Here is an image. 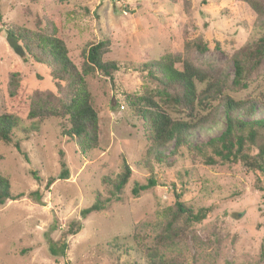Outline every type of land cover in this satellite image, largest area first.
I'll use <instances>...</instances> for the list:
<instances>
[{
	"label": "rangeland",
	"instance_id": "rangeland-1",
	"mask_svg": "<svg viewBox=\"0 0 264 264\" xmlns=\"http://www.w3.org/2000/svg\"><path fill=\"white\" fill-rule=\"evenodd\" d=\"M49 19L59 25L76 63L86 44L110 39L107 60L121 67L114 82L99 74L87 78L102 126L101 148L87 155L63 136L59 120L42 123L36 133L27 119L32 94L53 90L54 84L45 66L34 63L24 50V55L15 52L7 30L35 29L38 20ZM255 21L251 11L234 0H192L189 14L181 3L168 0H78L65 5L51 0H0V116L15 114L30 130L28 141L18 131L16 140L31 161L27 164L14 145L0 142V174L10 179L14 195H25L0 207V264H133L137 260L144 264L140 246L151 244L160 213L174 204L172 185L195 211L215 209L211 218L194 227L184 244L167 252L169 257L180 256L189 264H264L260 261L264 192L255 189L256 177L241 166H207L185 150L173 155V142L165 152L168 165L154 162L157 187L133 196L134 185L145 184L149 177L142 166L149 145L142 118L126 102V95L142 96L148 86L137 71L142 64L158 61L168 52H182L198 39L207 43L208 51L193 53L196 64L220 68L232 81L234 54L259 37ZM15 74L22 87L13 99ZM231 95L238 100L263 97L264 61L254 83ZM219 107L208 127L191 134L193 147L225 131V110ZM255 118H264V111L258 110ZM61 152L70 175L47 189L48 180L61 173ZM124 160L133 177L122 200L83 219L81 211L98 197L104 201L111 197L103 180L120 175ZM36 191L43 194L42 204L28 198ZM77 220L83 229L68 237L66 255H53L51 244L56 245Z\"/></svg>",
	"mask_w": 264,
	"mask_h": 264
},
{
	"label": "trees",
	"instance_id": "trees-1",
	"mask_svg": "<svg viewBox=\"0 0 264 264\" xmlns=\"http://www.w3.org/2000/svg\"><path fill=\"white\" fill-rule=\"evenodd\" d=\"M51 1L56 5H65L78 0ZM168 1L175 5L181 3L188 14L192 10V0ZM234 1L244 5L254 15L259 37L234 54L235 76L232 81L220 68L196 64L193 53L208 51L203 39L186 44L182 52L165 53L158 61L144 63L137 69L145 76L148 86L142 96L126 95V102L144 122V135L149 146L142 166L149 177L145 184L134 185V197L157 187L159 182L155 164L168 165L165 152L173 142V155L183 154L185 150L194 160L199 159L207 166H241L256 177L255 189L264 192V118H255L258 110L264 111V95L262 98L246 97L240 100L231 95L247 90L260 75L264 61V0ZM7 33L34 63L50 71L54 84L53 90L34 92L29 99L27 119L32 123L31 131L37 133L39 125L57 119L61 123L63 136L75 143L82 154L100 149L101 119L95 109L87 78L99 74L114 82V76L121 67L117 61L107 60L112 51V41L105 39L86 44L80 52V62L76 63L60 34L59 25L51 19L38 20L35 29L15 27L8 29ZM11 87L13 91L10 95L15 99L22 87L19 74L14 75ZM219 106L225 110V131L220 137L193 147L189 142L191 134L208 127ZM17 131L25 134L24 141L29 140L30 130L22 126L20 117L8 112L2 114L0 142L14 145L22 159L30 164L28 154L16 140ZM61 157V173L58 178L48 180L47 189L58 180L68 179L70 175L63 152ZM122 167L123 172L114 180H103L111 189V197L105 201L98 197L92 206L81 211L83 219L106 210L113 201L122 200L133 177L132 168L126 160ZM31 175L40 181L36 171L31 170ZM172 190L174 204L160 213L161 221L155 225L151 244L140 246L146 259L144 264H189L180 256L169 257L167 252H173L184 244L187 237L192 236L194 227L213 215L214 207L195 211L184 201V194L177 191L175 185H172ZM24 197L23 194L14 195L10 179L0 174V207L7 201ZM28 198L38 204L43 203L40 191L31 193ZM82 229L81 221L70 223L68 233L56 245L51 244L52 254L65 256L69 246L68 237L76 236ZM138 238L135 234V241H139ZM260 261L264 262V238ZM133 264L141 262L137 260Z\"/></svg>",
	"mask_w": 264,
	"mask_h": 264
},
{
	"label": "water",
	"instance_id": "water-1",
	"mask_svg": "<svg viewBox=\"0 0 264 264\" xmlns=\"http://www.w3.org/2000/svg\"><path fill=\"white\" fill-rule=\"evenodd\" d=\"M8 41L10 46L15 49V52L17 54L24 55L23 49L21 48V46L17 45V42L14 39L10 38Z\"/></svg>",
	"mask_w": 264,
	"mask_h": 264
},
{
	"label": "built area",
	"instance_id": "built-area-1",
	"mask_svg": "<svg viewBox=\"0 0 264 264\" xmlns=\"http://www.w3.org/2000/svg\"><path fill=\"white\" fill-rule=\"evenodd\" d=\"M122 109H124V108L122 107Z\"/></svg>",
	"mask_w": 264,
	"mask_h": 264
}]
</instances>
